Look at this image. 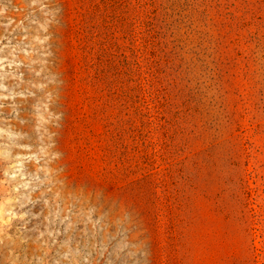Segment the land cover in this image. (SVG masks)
I'll return each mask as SVG.
<instances>
[{
  "label": "rangeland",
  "instance_id": "374dc122",
  "mask_svg": "<svg viewBox=\"0 0 264 264\" xmlns=\"http://www.w3.org/2000/svg\"><path fill=\"white\" fill-rule=\"evenodd\" d=\"M0 10V264H264V0Z\"/></svg>",
  "mask_w": 264,
  "mask_h": 264
},
{
  "label": "trees",
  "instance_id": "16d2710c",
  "mask_svg": "<svg viewBox=\"0 0 264 264\" xmlns=\"http://www.w3.org/2000/svg\"><path fill=\"white\" fill-rule=\"evenodd\" d=\"M238 187H239L238 189H239L241 195H244V194L247 193L246 190H245V188H244V186H243L242 178H238ZM253 216H255V214H253Z\"/></svg>",
  "mask_w": 264,
  "mask_h": 264
},
{
  "label": "clouds",
  "instance_id": "9594fccd",
  "mask_svg": "<svg viewBox=\"0 0 264 264\" xmlns=\"http://www.w3.org/2000/svg\"><path fill=\"white\" fill-rule=\"evenodd\" d=\"M3 14V10H0V15H2Z\"/></svg>",
  "mask_w": 264,
  "mask_h": 264
}]
</instances>
